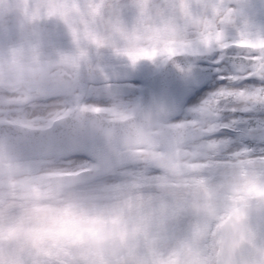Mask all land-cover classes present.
<instances>
[{"label": "clouds", "instance_id": "9594fccd", "mask_svg": "<svg viewBox=\"0 0 264 264\" xmlns=\"http://www.w3.org/2000/svg\"><path fill=\"white\" fill-rule=\"evenodd\" d=\"M78 4L82 14L67 10L71 0H40L34 10L37 15L51 13L86 28L89 34L103 38L104 45H119L118 54L130 61L142 50L188 49L191 45L185 30L189 26L199 30L201 43L218 45L213 40L215 31L229 15L227 6L213 5V17L198 20L183 0L170 15L153 12L149 0H140L136 5L139 18L126 28L103 21L101 6ZM10 11L20 14L18 5H11ZM242 37L255 46H238L248 67L236 78L257 76L264 81V38ZM29 79L22 77V88ZM34 79L49 85L71 83L63 75ZM229 95L225 92L208 101L200 130L215 125ZM231 95L248 98L239 91ZM251 99L264 103V91ZM119 111L131 117L122 124L125 130L118 140L119 149L150 163L167 162L170 156L162 154L161 147L174 138L195 135L190 128L166 127L154 115L140 117L132 110ZM195 143L187 141L181 160L196 149ZM199 150L206 152L205 148ZM13 152V146L0 144V264H241L239 257L249 248L256 255L249 264H264V243L257 247L252 224L254 216L264 217V165L241 159L217 169L215 185L206 181L193 185L182 173L172 172L158 189L163 199L153 200L138 199L131 191L119 195L94 192L68 178L60 181L63 186L58 190L53 181L50 190L33 179L34 171L18 163ZM186 191L195 193L194 206L187 213L191 223L177 235L165 215V200H175Z\"/></svg>", "mask_w": 264, "mask_h": 264}, {"label": "rangeland", "instance_id": "374dc122", "mask_svg": "<svg viewBox=\"0 0 264 264\" xmlns=\"http://www.w3.org/2000/svg\"><path fill=\"white\" fill-rule=\"evenodd\" d=\"M39 2L40 0H0V120H10L28 127L44 126L65 114L72 105V99L27 92L21 87L22 81L18 80L17 72L20 70L21 74L29 76V68L39 71L53 68L64 71L69 68V72L78 71L90 78L108 74L113 78H127L154 68L164 58L157 57L159 54L166 53L168 56L175 52H201L212 53L217 57L220 45L229 42L253 45L250 39H245L242 35L264 38V0H183L189 5L192 16L198 20L212 18L213 5L223 4L228 7V18L220 21L213 37L218 45L201 43L199 30L195 26H189L185 30L186 40L191 45L188 49L179 47L177 50V47L169 46L162 50H142L130 61L118 54L119 45H104L103 38L89 34L86 28L77 27L70 20H59L51 13L37 15L34 7ZM77 2L101 6L103 21L118 22L126 28L132 27L139 18L136 5L140 0H71V7L67 10L81 13ZM180 2L181 0H149L153 12L161 11L169 15ZM11 5H18L20 14L10 11ZM216 70L217 74L187 101L183 113L171 121L174 125L188 126L194 123V126H199L202 120L191 118L189 112L204 114L208 101L219 98L225 92L230 94L224 98L226 102L215 125L206 131L202 139L196 141V149L183 160L191 170L185 177L193 185H200L205 181L215 185L219 180L217 169L231 166L241 159L258 167L264 165V143L247 138L249 132L264 126V103L251 99L264 91V81L238 80L237 74L224 64L216 67ZM137 86L131 80L92 84L82 101V107L96 110L107 118L122 117L126 114L119 110H132L136 103ZM237 91L243 92L248 98L231 95ZM200 148H205L206 152L201 153ZM194 152L199 156L194 157ZM92 164L87 158L72 156L47 161L41 171L75 172ZM167 178L168 175L162 172L139 165L117 171L82 187L94 188V192L110 191L116 195L131 191L138 199L148 197L160 200L163 197L158 189ZM185 188H189V185L186 184ZM194 196L193 191H186L175 200H165V215L173 233L181 234L191 223L187 213L194 206Z\"/></svg>", "mask_w": 264, "mask_h": 264}, {"label": "water", "instance_id": "95a60500", "mask_svg": "<svg viewBox=\"0 0 264 264\" xmlns=\"http://www.w3.org/2000/svg\"><path fill=\"white\" fill-rule=\"evenodd\" d=\"M238 46L249 45L221 47L222 55L217 62L210 60L212 54L206 58L201 54H171L155 70L135 75L134 80L142 86L138 89V104L133 111L140 117L154 115L164 123L176 117L194 90L201 88L210 76L216 73L210 67L199 68V64L213 66L226 62L236 73L246 72L248 66L243 62L242 50ZM61 75L71 80V83L61 86L37 82L35 91L44 95L71 96L75 106L68 115L54 119L47 127L40 129L0 122V144L13 146L14 159L18 163L30 166L35 173L33 179L46 186L53 185L52 182L55 181V185L62 187L60 181L65 178L74 179L75 183L83 185L106 177L119 169L142 163L168 174L185 172V166L180 163L182 148L187 141L200 138L201 132L194 130L195 135L179 136L171 143L162 146L161 153H167L170 156L163 164L150 163L132 156L118 147V140L125 130L122 124L131 117L107 119L96 111L81 108L80 103L86 95L87 84L93 82L91 78L78 74L71 76L67 73H54L42 76L40 80ZM244 79H259V77L246 76ZM77 92H79L78 95ZM250 138L264 142V128L253 132ZM70 155L86 156L94 161L96 166L74 174H38L39 167L45 160ZM252 224L256 235V245L259 247L264 243V217L254 216ZM239 259L241 264H249L256 259V255L249 248L245 249Z\"/></svg>", "mask_w": 264, "mask_h": 264}, {"label": "bare ground", "instance_id": "6f19581e", "mask_svg": "<svg viewBox=\"0 0 264 264\" xmlns=\"http://www.w3.org/2000/svg\"><path fill=\"white\" fill-rule=\"evenodd\" d=\"M26 89H27L28 91H30V90H32V89H33V86H31V85H28V86L26 87Z\"/></svg>", "mask_w": 264, "mask_h": 264}, {"label": "snow or ice", "instance_id": "6c2138e0", "mask_svg": "<svg viewBox=\"0 0 264 264\" xmlns=\"http://www.w3.org/2000/svg\"><path fill=\"white\" fill-rule=\"evenodd\" d=\"M247 71V70H246Z\"/></svg>", "mask_w": 264, "mask_h": 264}]
</instances>
